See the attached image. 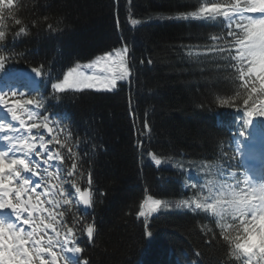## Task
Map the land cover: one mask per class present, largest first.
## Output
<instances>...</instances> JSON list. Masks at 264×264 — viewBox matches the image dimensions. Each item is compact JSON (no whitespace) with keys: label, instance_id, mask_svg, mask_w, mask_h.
<instances>
[{"label":"trees","instance_id":"1","mask_svg":"<svg viewBox=\"0 0 264 264\" xmlns=\"http://www.w3.org/2000/svg\"><path fill=\"white\" fill-rule=\"evenodd\" d=\"M197 6L198 0H14L3 10L0 30L6 38L0 55L10 57L5 74L41 68L43 78L38 77L33 94L44 100L41 117L49 112L62 117L58 124L54 120L55 132L61 140L71 134L69 144L81 156L82 188L91 171L94 206L58 209L76 227L81 259L89 264H243L227 256L214 217L175 206L200 193L209 179L229 183L227 174L237 170L233 140L246 110L243 99L232 107L218 104L242 90L229 78L230 61L203 54L216 43L212 35H227L223 20L177 18ZM15 19L22 23L16 25ZM132 19L139 23L132 26ZM20 27L28 34L17 37ZM125 43L133 65L128 84L119 83L111 92H52L51 83L74 64ZM145 119L151 133L141 134ZM60 151L67 175L72 159L67 147ZM149 151L162 159L161 166ZM146 195L171 206L148 218L150 238L144 236L145 221L136 217ZM93 221L94 243H89L83 228Z\"/></svg>","mask_w":264,"mask_h":264},{"label":"snow or ice","instance_id":"2","mask_svg":"<svg viewBox=\"0 0 264 264\" xmlns=\"http://www.w3.org/2000/svg\"><path fill=\"white\" fill-rule=\"evenodd\" d=\"M13 2L14 0H0V26H3L4 21L3 10L11 9ZM12 15L9 11V16ZM177 18L212 23L223 20L227 35H212L211 39L216 43L206 48L203 54L215 53L225 62L230 61L229 78L233 87L242 92L237 91L233 97L218 99V104L232 107L233 101L243 99L246 109L242 121L244 128L249 126L251 118L264 117V99H259L264 98V0H198L197 7L178 13ZM21 23L20 19H15L16 25ZM32 23L34 27L37 26V21ZM138 23L136 19L131 20L134 26ZM47 29L55 31L51 24L47 25ZM21 34L27 35L28 29L20 27L16 36ZM5 38V31L0 30V49L4 47ZM220 41L223 43H219ZM187 54L194 55L191 51ZM199 55L201 53H195V56ZM9 58L0 55V72L6 73ZM151 62L149 59L148 63ZM143 63L141 60V64ZM30 70L36 77L43 78L41 68L33 67ZM132 75L130 50L125 43L83 66L77 64L69 68L50 87L55 94L85 90L111 92L118 87L119 82L130 81ZM10 79L15 83L7 85V91H0V112L10 116V121L5 116L0 118V211L9 210L13 219L7 223L0 222V264H72L66 253L73 254L75 264H89L87 259H81L84 248L79 246L76 227L69 225L65 221L64 211L58 209L62 206L71 208L74 204L83 206L84 209L94 206L91 171H88V186L82 188L79 180L84 171L77 163L81 156L69 144L71 134L61 140L55 132L54 120L58 124L62 117H54L49 112L41 122L39 110L45 106L43 98L17 90L19 74H10ZM236 110L239 111V108ZM41 129L51 139H46ZM143 132L151 133L147 119L143 122L141 134ZM239 135L244 136V130ZM53 142L59 147H49ZM139 146L143 148L142 141ZM66 147L72 159L67 176L76 177L70 181L74 194L65 187L61 176L60 165L64 163L65 157L60 150ZM148 156L157 167L162 165V159L154 152L149 151ZM188 171L191 173L192 169ZM243 175L244 187L240 186L239 181L233 184L209 179L203 184L200 193L191 199L180 200L175 206L194 213L201 211L214 217L220 230L219 238L224 242L228 257L243 261V264H264V245H256L246 251L236 243V238L243 234L244 227L250 226L257 216L264 215V182L254 183L248 175ZM231 176L235 179L237 173H232ZM190 187L196 189L198 183L192 181ZM203 189H206V194ZM170 207V204L152 195H146L139 202L136 217L145 221L146 238L153 234L147 223L148 218L163 209L170 210ZM237 223L239 228L232 231V226ZM95 231L94 221L84 225L83 234L87 236L89 243H94ZM196 255L199 256L200 253L197 252Z\"/></svg>","mask_w":264,"mask_h":264},{"label":"rangeland","instance_id":"3","mask_svg":"<svg viewBox=\"0 0 264 264\" xmlns=\"http://www.w3.org/2000/svg\"><path fill=\"white\" fill-rule=\"evenodd\" d=\"M132 26H134V25H132ZM122 46L123 45H119V46L114 47V48L107 50L105 52L111 51L115 48H120ZM105 52H103V53H105ZM103 53L97 54L96 56H94L93 58H91L89 60L77 62L72 67L76 66L77 64L83 66V65L87 64L88 62L92 61L95 57H97ZM86 71H87V69H86ZM16 74H19V76H20L19 82L16 84L17 90L25 91V92L29 93L31 96H33V94L35 93V88L38 85V77H36L35 84L30 85V80H31L32 76H35L34 73L20 71V72H16ZM12 83H15V81L10 79V75L5 74V73H0V91H7L8 90L7 85L12 84ZM119 83L128 84L129 81H121ZM92 91H94V90H92ZM17 98H19V97H17ZM26 98H29V97H26ZM2 116H5V118L10 121V116H7L4 112H0V118H2ZM40 120L42 122L43 117L40 116ZM242 121H243V119L240 122L239 130H238L237 135L235 136V138L233 140V146H232L234 167L237 168V170L235 172H231L230 174H227L225 181L229 182V183H233V184L236 183L237 181H239L240 186L244 187L245 185L243 183V181H244L243 173L247 175V172H246L247 170L245 167V162L247 161V159L255 158L257 156L259 158H261V160L263 162V165H261L262 169H263L262 172L264 174V117H258V118H255L254 120L251 119L250 124L247 128H244ZM241 130H244V132H245L244 136L239 135V132ZM40 131L45 135L46 139H50V136H48L44 132L43 129H41ZM49 147H51V146H49ZM60 168L62 170L61 176L65 181V187L68 189L69 192L74 194V189L71 188V184L68 181V176L64 175V173H63L64 169L61 165H60ZM232 173H237V176L235 179L232 178V176H231ZM189 180H190V183L192 181H195L193 178H191ZM258 180H259L258 182H255L254 180H251V181L254 183H262L261 179H258ZM74 205L78 206L76 204H74ZM65 255L68 258V260L72 262V264H75L76 258L73 256V254L66 253ZM61 264H62V262H61ZM179 264H197V261L189 260V261H186L185 263H179Z\"/></svg>","mask_w":264,"mask_h":264},{"label":"clouds","instance_id":"4","mask_svg":"<svg viewBox=\"0 0 264 264\" xmlns=\"http://www.w3.org/2000/svg\"><path fill=\"white\" fill-rule=\"evenodd\" d=\"M239 228V224L232 226V231ZM239 247L250 251L253 246L264 245V215H259L251 222L250 226L244 227L243 234L236 238Z\"/></svg>","mask_w":264,"mask_h":264},{"label":"bare ground","instance_id":"5","mask_svg":"<svg viewBox=\"0 0 264 264\" xmlns=\"http://www.w3.org/2000/svg\"><path fill=\"white\" fill-rule=\"evenodd\" d=\"M35 81H36V76H32V78H31V80H30V85H34L35 84ZM256 158H258V156L256 157ZM251 162L253 161V163L256 165V163L258 164V163H262V160L260 159V158H258V159H254V158H250L249 159ZM262 165H263V163H262ZM256 172H257V176H260L261 175V173H262V171L260 170V166L259 165H256ZM259 179V178H258ZM254 180L255 182H258L259 180ZM261 181L262 182H264V178H263V180L261 179ZM7 213V212H6Z\"/></svg>","mask_w":264,"mask_h":264},{"label":"water","instance_id":"6","mask_svg":"<svg viewBox=\"0 0 264 264\" xmlns=\"http://www.w3.org/2000/svg\"><path fill=\"white\" fill-rule=\"evenodd\" d=\"M45 131V130H44ZM46 134H48L46 131H45ZM83 207V206H82Z\"/></svg>","mask_w":264,"mask_h":264}]
</instances>
